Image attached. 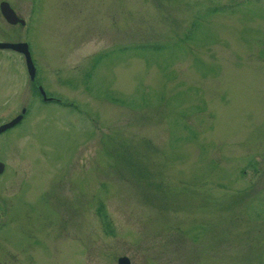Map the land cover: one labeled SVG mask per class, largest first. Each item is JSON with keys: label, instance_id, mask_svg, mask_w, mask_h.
<instances>
[{"label": "rangeland", "instance_id": "obj_1", "mask_svg": "<svg viewBox=\"0 0 264 264\" xmlns=\"http://www.w3.org/2000/svg\"><path fill=\"white\" fill-rule=\"evenodd\" d=\"M0 1V264H264V0Z\"/></svg>", "mask_w": 264, "mask_h": 264}, {"label": "water", "instance_id": "obj_2", "mask_svg": "<svg viewBox=\"0 0 264 264\" xmlns=\"http://www.w3.org/2000/svg\"><path fill=\"white\" fill-rule=\"evenodd\" d=\"M0 13L3 17V20L10 24V25H16L17 22L21 23V21L15 16V14L11 11V9L9 8V5L7 2H2L0 3ZM23 25V23H21ZM0 48L3 49H9L15 52H19L22 55H24L25 57V65H26V72H27V76H29V81H33L34 80V67L31 64V60H30V56L28 54L27 51V45L24 43H17V44H10V43H0ZM39 93L40 95L43 97V100L46 101V97H44V94L42 92V89L39 88ZM24 113V110L21 111V115H18L16 117H14L13 119H11V121L5 125L0 126V132H2L3 130L9 129L10 127L16 125L17 123H19L21 121V117L22 114ZM3 168V164L0 163V174ZM116 264H129L128 259L124 256L121 258H118L116 261Z\"/></svg>", "mask_w": 264, "mask_h": 264}, {"label": "flooded vegetation", "instance_id": "obj_3", "mask_svg": "<svg viewBox=\"0 0 264 264\" xmlns=\"http://www.w3.org/2000/svg\"><path fill=\"white\" fill-rule=\"evenodd\" d=\"M3 1H0V3H2ZM8 3V2H7ZM9 5V4H8ZM10 8V7H9ZM11 9V8H10ZM11 11L15 14V16L21 21V23H23V25L21 24V23H19V22H17L16 23V25H10V26H13V27H19V28H21V29H23L25 26H26V22H24V20L22 19V18H20L18 15H17V13H15L12 9H11ZM0 16H1V18L3 19V17H2V15H1V13H0ZM4 21V20H3ZM5 22V21H4ZM8 24V23H7ZM0 43H5V42H3V41H1L0 40ZM8 43H10V44H15V43H11V42H8ZM7 50H9V49H7ZM6 49H3V48H0V53L2 52V51H7ZM11 51V50H10ZM18 54H19V52H18ZM36 87H35V94H36V96L37 97H39V94H38V90H37V88H38V86L37 85H35ZM39 98H41V97H39ZM42 99V98H41ZM52 102H54V101H51V103ZM11 121V120H10ZM10 121H6V122H1L0 123V126H2V125H5V124H7V123H9ZM13 127V126H12ZM12 127H10L9 129H6V130H3L2 132H0V136H2V135H4V134H8L11 130V128ZM4 165V164H3ZM1 176V175H0Z\"/></svg>", "mask_w": 264, "mask_h": 264}, {"label": "trees", "instance_id": "obj_4", "mask_svg": "<svg viewBox=\"0 0 264 264\" xmlns=\"http://www.w3.org/2000/svg\"><path fill=\"white\" fill-rule=\"evenodd\" d=\"M35 91V90H34Z\"/></svg>", "mask_w": 264, "mask_h": 264}]
</instances>
